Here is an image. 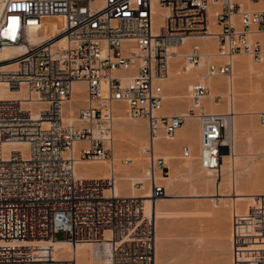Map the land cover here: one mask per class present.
Instances as JSON below:
<instances>
[{
	"label": "built area",
	"instance_id": "obj_1",
	"mask_svg": "<svg viewBox=\"0 0 264 264\" xmlns=\"http://www.w3.org/2000/svg\"><path fill=\"white\" fill-rule=\"evenodd\" d=\"M258 3L264 0H247ZM62 14V31L31 41L41 17ZM215 23L219 29L211 33ZM212 34L213 55L186 38ZM8 45L20 50L4 57ZM264 59V6L244 0H0V89L23 96L0 99V264H76L75 255L54 257L52 241L62 231L70 243L97 246L100 264H154L155 220L143 197L116 196L114 178L75 174L77 159L112 157L113 107L144 119L149 198L165 193L158 182L168 166L154 142L171 139L187 117L200 132L198 163L215 172L225 150L229 111L202 103L212 79L232 71V58ZM172 59L201 67L188 86L185 112L164 113V86ZM82 81L86 102L79 123L63 120L73 84ZM220 93L213 94L218 103ZM264 122V112L259 113ZM24 141L25 149L5 148ZM74 141H83L77 147ZM182 157L191 156L188 145ZM137 184V183H135ZM245 215L232 213L230 248L235 264H264V195Z\"/></svg>",
	"mask_w": 264,
	"mask_h": 264
},
{
	"label": "rangeland",
	"instance_id": "obj_2",
	"mask_svg": "<svg viewBox=\"0 0 264 264\" xmlns=\"http://www.w3.org/2000/svg\"><path fill=\"white\" fill-rule=\"evenodd\" d=\"M244 1L249 3L247 0ZM215 29L218 30L219 27L216 25ZM211 39H213L214 43L212 47L215 48V39ZM196 42L200 43L199 41ZM237 57L247 62L249 61L253 66L264 64V59L259 63H255L248 55H239ZM178 63L182 65L183 61L180 59ZM201 70V67L195 68L192 76L187 77L177 88L176 91L179 90L178 93L187 95V97L183 98L184 101L173 102L164 100L163 106L165 107V111L162 110L163 112L182 113L186 111L185 108L189 104L187 86L196 79V73ZM234 77L235 80H233L234 82L232 81L233 100L234 102L237 100L239 109L248 111L238 113L237 118L241 121L244 120L248 127L245 131H239L236 136L235 150L239 155L233 174L237 188L244 193L254 194L252 197H236L231 195L210 197L209 194L215 192L213 183L217 178V174L214 171L207 172V170L199 166L198 148L191 150V156L185 158L180 154L181 146L184 144L188 145L184 141H179L173 144V146L171 145L170 152L172 158L170 159L166 158L164 152L157 151V154L163 156L165 163L169 167L168 175H164L166 178L159 177L158 179V182L165 186V194L167 195L164 194L159 197L156 211L152 213L155 220V250L157 249L159 255H161V264H235L230 248L232 213L245 215L250 210V207L256 203L258 193H264V122L259 119V113L264 112V70L250 74L249 76H240L239 74L238 77L240 78L235 75ZM213 80L217 81L218 88L212 92H219L221 96V100L215 103L214 106H221L222 108H217V110L225 112L228 110V95L226 92L229 84L227 77L222 76ZM163 86L165 98V91L167 92V89L164 84ZM241 95H245V98ZM247 96H249V100L246 99ZM252 96L255 97L254 99L252 98L253 100L251 99ZM210 100L214 103L211 96L205 97L203 103L205 104ZM246 101L247 103H245ZM83 103L84 101H70L67 107L72 105V111L76 114L78 108ZM114 107H118L121 111V117L118 121L115 117ZM114 107L115 115L112 125L113 142L125 143L119 147L114 146L116 157L113 159L115 162V165H113L116 168L114 173L117 176L115 184L121 194H128L133 188L129 186L130 181L127 177L129 175L135 177L143 175L148 163L146 155L141 152V147L147 140V127L144 119H134L128 115L127 107L124 103L116 102ZM205 107L207 106L205 105ZM190 121L186 120L185 127L188 126L186 132L192 137L194 134V124L195 130L198 129V124L196 119H191ZM131 125H135L139 130L140 143L137 145V149H135L136 146L133 147L127 141L129 140L127 136L129 135V127ZM190 131L193 133H190ZM245 135L250 136L249 141L246 140ZM164 141H171V139ZM246 152L251 154H245ZM114 153L112 151V156H114ZM125 154L139 155L141 166L134 169L132 164L124 162L128 156ZM103 161L108 162V160ZM245 168H248L246 172L243 170ZM230 183L231 174L227 171L219 185V192L223 194L230 193ZM146 185H148L147 181ZM149 212L147 210L146 213ZM55 237L56 239L63 238L62 231L56 232ZM70 251V248L68 251H65V247H57L53 255L55 257L69 255ZM94 262L97 261H93L92 263ZM83 264L87 263L84 262Z\"/></svg>",
	"mask_w": 264,
	"mask_h": 264
},
{
	"label": "bare ground",
	"instance_id": "obj_3",
	"mask_svg": "<svg viewBox=\"0 0 264 264\" xmlns=\"http://www.w3.org/2000/svg\"><path fill=\"white\" fill-rule=\"evenodd\" d=\"M246 5H247V7L251 8V7H257V6H264V3L263 2H258V3L249 2V3H246ZM64 26H65V17L62 14L57 13V14L42 16L41 22H40L36 32L30 33L29 39L31 41H44L46 39H50L51 37L58 35V33L63 30ZM215 26H216V24L213 22L210 26L211 33H214L217 31L215 29ZM210 38H214V36L212 34H208V35L203 36V37L186 38L184 40V42L189 43L191 41H199L200 42L199 44L206 49V52L211 53L213 55L215 48L212 47L214 43H213V39H211L212 40L211 41ZM18 50H20L19 46L8 45V46L3 48L2 54L4 55V57L7 58L12 53H16ZM237 56H239V55L233 56V58H232V71H231V73H229L226 76L228 84H229L228 90L226 92V94L228 95V108H227L228 110L227 111L230 112V119L227 120L226 136L224 138L225 145H227V146H225V150L222 153V160L219 164V167L216 169V171H217L216 176L219 179L216 178L215 182L213 183V185H214L213 187L215 188V192L213 194L212 193L209 194L210 197L211 196H217V195H219L220 197H221V195H222V197H224L226 195H231V196H236V197H252L254 194V193H244L239 188H237L236 183H235V177L233 174L234 173V166L237 163V158L239 155V153H237L235 150L236 136H237V133L239 131H241V130L245 131L248 127L247 124H245L244 120L241 121L240 119L237 118V114L240 112H248V111L245 109L244 110L239 109L238 104H237V100H236V102H234V100H233V96H234L233 94L234 93L232 91V85H233L232 81L235 80L234 75L237 77L239 74H240V76L241 75L249 76L250 74L263 71L264 70V64H262L261 66H255V65L253 66L249 61L247 62L244 59H241ZM178 61L176 59H172L170 61L168 74L165 77V79L162 80V84H164L166 89H167V92L165 91V98H164V100H167V101H173V102H183L184 101L183 98L187 97V95L186 94L183 95L181 93H178L179 90L178 91H176V90L187 77L189 78L190 76H192L193 72L195 71V68H198V66H195V65H193V66L189 65L188 67L185 68L183 66V64L179 65ZM255 63H259V62H255ZM233 73H235V74H233ZM238 78H240V77H238ZM211 81L214 84V86L217 87V85H218L217 81H215L213 79ZM188 86H187V89H188ZM236 90H238V89H236ZM23 91H24L23 89H21L19 91L15 90V89H9V90L0 89V99L1 98H11V97L23 96V94H24ZM212 91L208 96L213 97L214 93ZM244 92H246V91H244ZM84 93H85L84 83L82 81L74 82L71 99L68 102H66L62 107V109H63V120L66 123H68V124L79 123V121L77 119V112H76V114H74L72 111V105H69V107H67V104L70 101H73V102H78V101L83 102L84 101L83 104H85L86 93L85 94ZM256 94L259 95L258 93H256ZM208 96H206V97H208ZM244 96L245 95H243L242 97H244ZM254 96H252L251 99L252 98L254 99L255 98ZM248 97L249 96H247V98H246L247 100H249ZM245 103H247V101ZM204 105H206L209 108V110H211V111H218L219 109L217 110V108L221 107V106L215 107L214 106L215 103H213L211 100L207 101V103H205ZM185 109H187V108H185ZM114 110H115V114H116V115L115 114L114 115L118 121V119H120V117H121V111L118 107H116ZM162 110L165 111V107ZM183 112H185V111H183ZM249 112H252V111H249ZM168 114H172V113H168ZM187 119L189 122L191 119H195V118L194 117H187L185 119V122L183 123V125H181L177 129L178 131L177 132L175 131L176 134H174V136L171 138V141H164L166 139L158 138L157 141L154 142V148H155L156 153H158L157 151H162V152H164L166 158H168V159L172 158L171 152H170L171 145L173 146V144H175L179 141L187 142L188 146L190 147V150H193L194 148L200 149L199 127H198V129H196V132H195V134H193L192 137L189 136V134L186 132V128L188 126L185 127ZM117 124H118V122H117ZM119 125H120V123H119ZM191 126H189V127H191ZM129 128H130L129 129V135L127 136V139H129V140H127V141H129L133 147L136 146L135 149H137V145L140 143L139 142L140 141L139 130L137 129V127L135 125H131V127H129ZM191 131H193V130H191ZM191 131H190V133H193ZM245 137H246L247 141L250 140L249 135H245ZM146 142H147V140L145 141V143ZM81 143H83V141H74L73 146L77 147ZM112 143H111V149H112L113 153H114V149H115L114 146L119 147V146H122L125 144L123 142H117V143L115 142L114 143L113 142V134H112ZM10 147H13V148L21 147V148L25 149L26 143L24 141H10V142L5 143V148L8 149ZM141 149H142V147H141ZM117 151H118V149H117ZM136 152H138V151H136ZM115 154H116V152L114 153V156H112L111 158H108V159L105 158V159H96V160H85V161H90V162H85L83 159H77L74 163L75 174L79 177H86V178H99V179L103 178L104 179L107 177H113L114 178V185L112 188V193L116 196H119V195H124V196L139 195L140 197H143L144 198L143 199V203H144L143 210H144V212L146 213L147 210H149L150 211L149 213L154 218V215L152 213H154L156 211L157 202H158V199H160V198L159 197L151 198V199L149 198V191H150L149 190V180L145 176V170H144L143 175H139L136 177L129 175L127 177V179L130 181L129 186H131V188H133V190H131V192L128 194H121V192L118 191V187L115 184L116 178H117L116 174L114 173L115 169H116L114 166L115 162L113 161V159H115V157H116ZM245 154H251V153L246 152ZM125 155H128V156L125 158L124 162L132 164L134 166V169H137L139 166H141V160H140L141 158H139V155H137V154L136 155L135 154L134 155L125 154ZM102 160H108V162H104V161L102 162ZM164 163H165V161H164ZM246 169H248V168H245L243 170L246 172ZM205 170H207V172L214 171L211 169H205ZM227 171H229L231 174V183H230L231 192L228 194L227 193L223 194V193L219 192V185H220L221 181L223 180V176L225 175V173ZM167 175H168V172H167ZM159 177L166 178V176H160V175H159ZM146 181L148 182V185H146ZM135 183H137V184H135ZM123 185H126V184H123ZM165 195H167V194H165ZM258 195H264V193H258ZM154 236L156 238L155 232H154ZM52 243H53L54 250L57 247H65V251H68L69 248L71 249L69 255H60L58 257L54 256L55 258H60V257H64V256L70 257L72 255H75L76 264H83L84 262L87 264H100V263L105 262V260L103 258H100L97 255H95V252H97L98 249H97V246L94 244H90V243L85 242V241H79V242H76L74 244V243L68 242L66 239H55L52 241ZM87 250H89V252H87ZM93 261H97V262L92 263ZM161 261H162L161 255H159V251L156 249L154 251V264H161Z\"/></svg>",
	"mask_w": 264,
	"mask_h": 264
},
{
	"label": "crops",
	"instance_id": "obj_4",
	"mask_svg": "<svg viewBox=\"0 0 264 264\" xmlns=\"http://www.w3.org/2000/svg\"><path fill=\"white\" fill-rule=\"evenodd\" d=\"M164 113H166V112H164ZM172 113H174V112H172ZM194 130H195V124H194ZM195 132H196V130L194 131V134H195Z\"/></svg>",
	"mask_w": 264,
	"mask_h": 264
}]
</instances>
